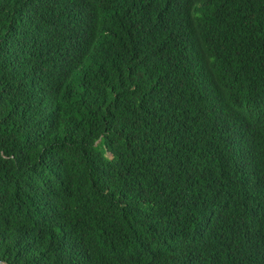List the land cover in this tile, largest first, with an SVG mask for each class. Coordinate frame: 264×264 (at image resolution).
Listing matches in <instances>:
<instances>
[{"label": "trees", "instance_id": "trees-1", "mask_svg": "<svg viewBox=\"0 0 264 264\" xmlns=\"http://www.w3.org/2000/svg\"><path fill=\"white\" fill-rule=\"evenodd\" d=\"M0 264H264V0H0Z\"/></svg>", "mask_w": 264, "mask_h": 264}]
</instances>
